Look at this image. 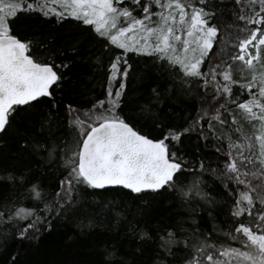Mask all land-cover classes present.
Wrapping results in <instances>:
<instances>
[{"label": "snow or ice", "instance_id": "6c2138e0", "mask_svg": "<svg viewBox=\"0 0 264 264\" xmlns=\"http://www.w3.org/2000/svg\"><path fill=\"white\" fill-rule=\"evenodd\" d=\"M228 2L0 0V248L75 221L96 264H264V0Z\"/></svg>", "mask_w": 264, "mask_h": 264}, {"label": "trees", "instance_id": "16d2710c", "mask_svg": "<svg viewBox=\"0 0 264 264\" xmlns=\"http://www.w3.org/2000/svg\"><path fill=\"white\" fill-rule=\"evenodd\" d=\"M230 5L228 0H225V7L221 8L220 11L223 13L221 19V27L225 24L231 22L230 16ZM27 26V24L25 25ZM140 61L142 65L143 59L136 58ZM139 66V65H138ZM90 71L85 66L78 67L75 70V75L84 78L83 74H86ZM240 79V77H236ZM87 81L90 83L91 89L95 90V94H99L102 89L100 84L102 78H97L93 81V77L88 75L86 77ZM146 84L142 83L138 79L130 78L129 80V90L132 98L139 97L142 92L145 91ZM83 90V85H81ZM69 100H78L81 104H86L88 99L87 96H77L70 95ZM189 112L192 111V108L189 107ZM238 121L242 126L241 130L243 133L252 134L254 129L251 125L243 121L240 116H237ZM218 132H223L222 129H217ZM217 142L215 139H211L210 142L205 143L204 141L196 140L195 137L191 138L187 142V152L190 156L198 154L201 158L205 159L208 162H211L212 166H216L218 160V154L215 152V147ZM16 144L13 138L8 139V147L5 149V152L8 156H11L15 153ZM6 156V158H8ZM16 161H13L15 163ZM22 163V162H21ZM211 191V189H209ZM111 198V197H109ZM219 199V197H217ZM119 200V197H117ZM125 201L128 203L129 213L135 211V206L132 201H128L125 198ZM152 219H159L160 216L164 215L165 207L161 206L159 203L151 209ZM113 227L115 229V221H112ZM106 227L105 224L101 225V229ZM121 235L119 236V242L125 246H135V240L126 237L123 231V225L119 226ZM79 229L75 221H61L56 226V231L51 235L44 237L39 242L26 241L22 245L9 239L8 244L5 248H0V264H7L8 257L10 254L15 253L17 250L23 252L21 258V264H96L98 256L96 254V248L98 247L97 241L99 240V234L94 236H80L78 235ZM71 237V239H67ZM105 239L116 238L112 235H107ZM2 242V241H0Z\"/></svg>", "mask_w": 264, "mask_h": 264}, {"label": "rangeland", "instance_id": "374dc122", "mask_svg": "<svg viewBox=\"0 0 264 264\" xmlns=\"http://www.w3.org/2000/svg\"><path fill=\"white\" fill-rule=\"evenodd\" d=\"M241 70H242V66H234V73H235V76L237 77H240V74H241Z\"/></svg>", "mask_w": 264, "mask_h": 264}]
</instances>
